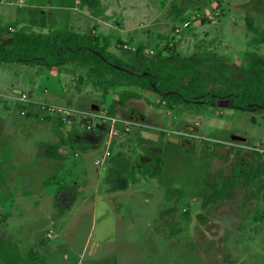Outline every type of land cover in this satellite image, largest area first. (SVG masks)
Returning a JSON list of instances; mask_svg holds the SVG:
<instances>
[{"label":"rangeland","instance_id":"1","mask_svg":"<svg viewBox=\"0 0 264 264\" xmlns=\"http://www.w3.org/2000/svg\"><path fill=\"white\" fill-rule=\"evenodd\" d=\"M30 1L0 0L1 41L28 25ZM101 1L113 17L110 26L101 27L104 35L112 34L110 53L130 66L138 47L149 58L158 52L168 56L172 49L188 57L207 49L232 63L243 62L244 53L254 48L249 46L254 34L247 19L264 29V0ZM129 8L134 10L124 14V29L118 14ZM179 11L183 15L177 17ZM145 15L151 29L140 21ZM189 16L194 25L190 34L189 28L178 33L177 27L187 23L183 17ZM114 23L125 30L120 33L124 42L117 32H109ZM87 75L73 65L51 70L0 63V237L17 244L24 259L32 248L38 250L46 264H264V192H258L264 177L254 189H239L233 200L203 209L200 193L213 169L168 152L161 156V175L149 178L143 163L150 155L144 153L141 137L143 130L161 135L162 141L155 143L164 150L169 140L177 139L172 143L197 157L213 150L211 142L198 137L224 141L236 135L248 141H234L238 146L233 147L220 144L217 154L234 162L233 152L241 150L260 164L264 111L235 110L226 103L224 108L178 104L172 110L166 105L158 109V95L140 90L141 101H128L111 117L109 105L122 88L98 90ZM198 122V133L184 129L185 124L197 128ZM76 131L93 132L102 142L110 135V154L105 155V144L86 151L82 143L70 141ZM61 142L65 160L46 159L47 149L53 145V151ZM63 185L75 188L72 198L59 194ZM178 186L188 194L181 196Z\"/></svg>","mask_w":264,"mask_h":264},{"label":"trees","instance_id":"2","mask_svg":"<svg viewBox=\"0 0 264 264\" xmlns=\"http://www.w3.org/2000/svg\"><path fill=\"white\" fill-rule=\"evenodd\" d=\"M30 5L36 7L30 6L27 11L28 25L14 33L7 42L0 39V63H22L51 70L70 65L84 69L88 72L87 82L99 90L103 87L122 88L109 105L111 117H116L120 108H126L128 101L142 100L140 90L158 95L160 100L155 104L158 109L166 105L172 110L178 104L224 108L221 106L226 103L227 108L235 110L264 111V54L260 53L264 48V29L256 28L251 18L247 23L254 38L249 46L254 48L244 53L243 62L232 63L227 57L207 49L196 51L190 57L172 49L168 56L158 52L153 58L138 49L134 64L130 66L108 51L109 38L103 39L102 45L100 37L93 34L56 29L48 13L42 10L47 5L65 9L87 8L92 17L107 21V7L101 0H33ZM177 16H182V11ZM189 18L183 17L182 20L188 21ZM35 27H39V31H35ZM77 135L78 131L74 132L69 140L74 141ZM64 145L59 143L53 151L51 145L46 159L64 161L66 156L60 153ZM171 151L182 152L184 147L169 141L165 153ZM233 153L237 154L234 162L230 157H223L229 163L228 170H219L206 177L200 193L203 209L233 200L239 189H254L258 180L264 177V163L258 164L241 150ZM163 161L160 156H150L143 163L144 175L158 178ZM58 192L72 198L75 188L63 185ZM258 192H264V184L260 185ZM0 264H46V258L32 248L24 259L17 244L0 237ZM92 264L117 263L107 260Z\"/></svg>","mask_w":264,"mask_h":264},{"label":"crops","instance_id":"3","mask_svg":"<svg viewBox=\"0 0 264 264\" xmlns=\"http://www.w3.org/2000/svg\"><path fill=\"white\" fill-rule=\"evenodd\" d=\"M120 2H122V0H120ZM130 2H132V1H129V3ZM2 3H3V1H2ZM132 3H130V4L132 5ZM119 5H120V3H119ZM42 10L45 13H48L49 16H53L54 17L53 21L57 22L56 29L72 30V31H75V32H78V33H83V34H93L95 36L100 37V39L109 38V40L111 42L110 47H113V43L111 41L112 40V37H111L112 34L104 35L103 31L101 30L102 25H106V24L108 25L109 22L112 21L113 17H112V15L110 13H106L107 16H109V20L106 21V20H103V19H97V18L92 17L90 15L89 11H84L85 9H81V8L65 9V8L51 7V9H49V11H47L46 8H44ZM132 10H134V9L129 8L126 11H123V10L119 11L118 17L121 14L120 19L123 18V23H124L123 27H124V29H125V21H126L125 17H124V14H126L127 12H130ZM235 12H237V11H235ZM70 15L73 16L72 17L73 20H71V16ZM182 15H183V12H182ZM176 16H177V14H176ZM177 17H179V16H177ZM193 19H195L194 16H193ZM148 20H149V17L145 15L143 18H141L140 21H141V23H142L144 28L147 27V28L151 29L146 23V21H148ZM150 20L153 21V20H155V18H152ZM195 22H197V21H195ZM185 24L189 25V27L185 26ZM191 25H193V21H187V23H184L183 25H179V27H177L176 31L181 34L182 32H184L186 30V28H189L187 30L189 31V34H190V31H191L190 29H192V27H190ZM109 26H110V24H109ZM198 26H199L198 23H196V27H198ZM117 28H119V29H117ZM121 29H122V25L121 26L120 25L116 26L115 23H114L113 29H109L110 30L109 32H111V31L117 32V35H119L120 38H121V41H123L120 33L125 31V30H123V29L121 30ZM143 32L146 33V30H143ZM11 36H13V35H11V34L8 35V37H10V38H11ZM110 47H108V51L109 52L111 50ZM125 48H128V47H125ZM138 49H142V47H138ZM138 49H136V50H138ZM136 50H135V52H136ZM142 50L144 52H148V51H145L144 49H142ZM154 50H156V48ZM151 51L153 52V50H151ZM57 70H60V69H57ZM57 72H58L57 74H61L59 71H57ZM62 74H63V72H62ZM134 101H136V100H134ZM139 101H141V100H139ZM92 107H93V105H92ZM136 110H138V109H136ZM142 120H145V119L142 117ZM196 126H197V128L194 127V126H190V125L185 124L184 129L193 128L196 131V133H198L199 130H200L198 128L200 126V123L198 122L196 124ZM145 131H147V130L141 131V137H142L143 132H145ZM147 132H150V131H147ZM108 136L111 137L110 135H108ZM159 136H160L159 141L161 142L162 141V136L161 135H159ZM109 137L107 139H105L104 142H102L101 139H100V135H97V134H95L93 132H88L87 134H84V135H82V134L80 135V133L78 132V135L75 137L74 141H75V144L82 143L83 147L85 148L86 151H90L92 149L99 148L103 144H105L106 145L105 155H106L107 153L110 154L109 150H111L110 144H112V143H109L110 142ZM142 139H143V137H142ZM198 139L201 142H202V140H206L208 142H211L210 144L213 147V150L210 151L207 156H200L199 155V156L195 157L194 155H191L189 153L177 152V151L169 152L170 156H172V153L173 154L176 153V154H178L177 156L185 154V155L189 156V158H195V160H197L199 165L203 166L204 168L213 169L212 170V171H214L213 174L217 173V171H219V170H226V168L228 167L229 163H227L222 156H219L217 154V148H219L220 144H222L224 146H232V147L233 146H238V145L233 143L234 141L231 138H230V140H224L223 141V140H220L218 138H209V137L205 138L204 136H202V137H198ZM143 140H145V139H143ZM145 141L146 142L143 141L145 146H146V149H144V153L147 152L150 156H160V157L161 156H165L167 154V153H165V150L160 147L161 143L157 144V143L149 141V140H145ZM195 144H197V143H195ZM108 146H110V147H108ZM198 148L199 147L197 146V148H196L197 151L194 149L196 151V154L197 153L199 154ZM195 151H192V153H195ZM225 156H229V155H225ZM149 157L147 158V161L149 160ZM0 158H3V153L2 152H0ZM96 163H97V161H96ZM79 166L80 165L77 164V167H79ZM218 167H220V168H218ZM203 175H205V174H203ZM178 180H179V176L177 178V181H175V183H174L175 185H177ZM81 190L83 191L84 189L81 188ZM176 190H178V192L181 193V196H184V194L185 195L188 194V192L186 190H184V188H182V189L180 188V191H179V186L176 188Z\"/></svg>","mask_w":264,"mask_h":264},{"label":"water","instance_id":"4","mask_svg":"<svg viewBox=\"0 0 264 264\" xmlns=\"http://www.w3.org/2000/svg\"><path fill=\"white\" fill-rule=\"evenodd\" d=\"M93 109L96 110V111H99L100 107L97 106V105H93ZM142 137H143V139L149 140V141H152V142H158L159 139H160V136L158 134H154V133L147 132V131L143 132ZM232 140L233 141H238V142H246L247 141L246 138H243V137H240V136H236V135H233ZM172 142L176 143L177 139H172Z\"/></svg>","mask_w":264,"mask_h":264},{"label":"built area","instance_id":"5","mask_svg":"<svg viewBox=\"0 0 264 264\" xmlns=\"http://www.w3.org/2000/svg\"><path fill=\"white\" fill-rule=\"evenodd\" d=\"M114 123H116V120H114ZM125 130L126 131H130L129 125H126V129ZM112 134L117 135V132H115L114 128L112 130ZM107 155H109V153H107Z\"/></svg>","mask_w":264,"mask_h":264},{"label":"bare ground","instance_id":"6","mask_svg":"<svg viewBox=\"0 0 264 264\" xmlns=\"http://www.w3.org/2000/svg\"><path fill=\"white\" fill-rule=\"evenodd\" d=\"M95 245H96V244H95ZM97 248H98V246L96 245V246H95V250H96Z\"/></svg>","mask_w":264,"mask_h":264}]
</instances>
